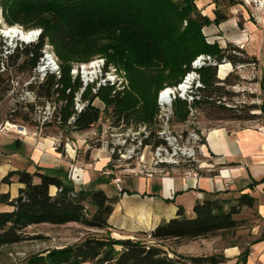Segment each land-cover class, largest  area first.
<instances>
[{"label":"trees","instance_id":"obj_1","mask_svg":"<svg viewBox=\"0 0 264 264\" xmlns=\"http://www.w3.org/2000/svg\"><path fill=\"white\" fill-rule=\"evenodd\" d=\"M0 13L9 26L20 25L27 30L39 29V40L31 44H18L13 53L4 56V46L0 51V104L13 90L15 72H33L42 60L47 46L59 60V73L50 72L29 89L34 93L37 105L52 103V119L42 125L33 122L31 114L35 104L19 107L9 114V121L37 126L42 130L58 127L77 132L92 130L100 119L101 111L93 103L100 99L112 110L115 125L122 121L127 124L146 125L152 128L158 114L155 88L147 95L135 91L123 92L114 85L101 86L97 92L93 86L85 87L80 75H73L74 61H89L98 52L108 56L107 67L113 63L129 74H138L144 79L154 80V70L169 72L173 76V86L181 78L194 71L192 65L200 56L214 59L198 69L203 88L196 96L195 105L217 108L237 121L257 119L255 114L243 115V109L226 105L234 93L228 79L220 81L218 69L224 62L234 66L250 64L256 59L231 44L221 48L218 43L208 42L204 33L206 27L219 26L228 16L216 12L212 20L202 14L197 0H0ZM109 34L116 37L110 46V53L100 50L97 37ZM25 45V46H24ZM234 52L243 55V58ZM244 56H246L244 58ZM220 70L224 76V68ZM87 103L81 113L75 110L76 97L81 96ZM96 90V89H95ZM198 92V91H197ZM263 102L261 106H251L264 115V79L262 83ZM154 93V94H153ZM175 120L186 122L190 110L187 101L177 98L173 103ZM74 117V119H72ZM70 119L72 121L70 122ZM70 122V123H69ZM146 144L154 141V146L164 142L151 130ZM205 144V139H202ZM64 144L58 151L63 152ZM89 154V152H88ZM196 165H184L182 169H196ZM17 178L22 186L18 196L0 192V247L22 243L29 239L26 230L37 225L65 226L80 224L89 229L107 233L108 237L91 236L73 246L51 250L46 256H35L26 264H224L222 256L189 257L170 256L163 249L168 241L208 239L224 233L234 232L244 226L246 220L238 218L245 207L253 209L256 199L250 194H242L235 200H226L212 195L194 207V217L186 216L181 208L177 217L155 228L149 235L154 244L143 240H115L110 237L109 218L114 211L115 199L103 190H77L62 173H30L27 170L10 172L1 184L11 185ZM57 188L52 194L51 189ZM88 205L94 208L90 212ZM7 208L9 210H3ZM148 236L147 234H144ZM119 247V249H117ZM247 256L246 252L242 254Z\"/></svg>","mask_w":264,"mask_h":264},{"label":"crops","instance_id":"obj_2","mask_svg":"<svg viewBox=\"0 0 264 264\" xmlns=\"http://www.w3.org/2000/svg\"><path fill=\"white\" fill-rule=\"evenodd\" d=\"M217 3L218 0H197L198 8L212 20L215 17H211L210 14L214 13L210 7L217 6ZM237 21L227 20L219 26L206 27L204 33L208 42H218L223 48L222 43L229 39L225 32L233 29ZM253 27L256 25L245 23L251 36L247 54L259 57L256 49L262 40L261 34L264 35V27L261 30ZM234 37L239 42L244 41L241 34ZM231 71L232 65L222 76L219 67L218 78L226 79ZM203 138L205 144L196 169H168L163 174L154 172L146 175L111 166L110 156L101 150L91 153L89 161H80L71 145H67L64 153H61L57 150L59 138L56 136L31 132L23 137L13 131L3 132L0 133V192L9 193L12 198L18 196L22 186L17 178L13 179L11 185L1 184L12 171L64 172L69 176L74 164L77 178L75 182L70 177L68 179L77 190H97L95 186L101 187L104 182L116 185L113 195L103 191L116 200L109 218V232L119 240H139L146 236L144 234L149 236L159 225L177 217L181 208L187 217L192 218L195 205L212 195L235 200L242 194H250L256 199L255 207H245L241 214V218L251 224L245 237L248 240L241 237L219 253L227 259L224 264H264V123L221 126L205 131ZM104 170H110L114 175H105ZM116 178L120 179L119 184L115 182ZM51 192L55 195L57 188L53 187ZM205 240H190V243ZM245 252L247 256L244 259L242 254Z\"/></svg>","mask_w":264,"mask_h":264},{"label":"rangeland","instance_id":"obj_3","mask_svg":"<svg viewBox=\"0 0 264 264\" xmlns=\"http://www.w3.org/2000/svg\"><path fill=\"white\" fill-rule=\"evenodd\" d=\"M210 8L213 9L214 13V15L210 14L211 17H215L216 12H221L222 14L228 16L227 20H238L233 29L225 32L229 39L224 40V43H222L223 48L225 49L229 44H231L237 48H240L241 50H244L247 53V50L249 48L248 46L251 42V36L250 34H248L250 31L245 28V23L251 22L256 25V27L253 28H260V30L264 27V25L262 24L264 22V16L259 17L258 11L252 0H218L217 6L214 5ZM202 14L204 15L203 11ZM207 14H209V11ZM11 28H19L25 33H30L33 31H37L38 33L41 32L39 29H33V31L27 30L20 25L11 27L5 22L0 13V29L4 32L5 30ZM245 29H247V31ZM260 32L263 33V31ZM237 34H241L242 36H244V41H237L238 39L234 37ZM261 36L262 40L260 41L259 46L256 49V53L260 54V58L248 55V58L256 59V63L254 61H251L250 64H239L237 66H234L229 62H224L222 64L226 65L223 70L224 73L225 70L227 68H230L232 65V71L229 73L230 78L228 79V81L230 82V84H233V86L228 87V89L234 93V96L231 97V101L229 98H224L223 101L228 99L226 105L230 108H238L241 110L243 109V115L256 114L258 118L255 120L237 121L230 117V115L220 112V110H218L217 108L210 107V105L198 106L195 105V103L191 104L190 100H188L187 98L186 101L188 104H190L189 117L186 122H178L175 120L173 106L171 107V109L170 107H166L165 109L163 108L164 110L162 109V107L160 106V96L161 93L167 89L179 90L180 86L184 83L189 73L181 78V81L178 85L173 86L171 83L173 82L174 77L169 75L168 71L162 72L161 70H154V72L152 73L154 76V80L149 82L151 79L147 81V79H144L138 74L131 75L125 69L111 63L107 67V69L106 67L104 69L112 79L110 80V83L105 84L104 86H107L109 84L114 85L117 87V90L123 92H129L133 90L135 91L136 88V92L138 94L147 95L152 89L155 88V82H158L160 84V87L155 90V100L157 99L158 114L155 117V125L153 129H148L146 125L136 124L135 122L127 124L122 121L118 126L115 125L112 110L107 108L100 99H96L93 103V105L101 111L100 119L95 127L90 131L77 132L69 129L68 125L65 127V129H59L58 127H48L47 129L42 130V128L25 124L21 121H9V114L13 112L12 109L16 110L17 108L25 107L28 104L36 105L35 111L31 114L33 122L42 125L45 121H49L52 119L54 111L52 103H47L45 106H39V104L37 105L38 100H36L34 93L28 88L30 84H35L37 81L42 80L43 75L38 72V67L33 72H27L23 74L15 72L13 74V90L0 104V129L7 123H11L17 126L26 127V136H28L31 132L35 135L39 133L41 136H56L59 138L56 145L57 150L61 144H64L63 152H61L64 153L66 146L71 145L74 151L77 152L80 161H82L83 159L85 161H89L91 153H98L101 150L110 156L112 161L111 166H115V168H140L139 162L141 157H144L147 163L152 161L153 151L155 148L154 141L149 144L145 143L146 137H149L152 132L151 130H154L156 132L157 138L155 139H158L159 132H164L165 134L183 136L184 140H187L190 137V134H196L201 138L202 141L203 134L209 129L221 126H243L246 124L248 125L264 123V115H261V111L253 110L250 113H246V109L248 107L256 105L261 106L263 102L262 83L264 79V35L261 34ZM96 40H98L100 44L101 51L110 53V46L114 42H116V37L106 34L104 36H101L100 38L97 37ZM21 42L23 41L15 39V42H13L11 41V39H8L6 37H0L1 49L2 45H7L6 43L16 45V43L20 44ZM50 52L55 56L57 64L59 65V60L55 53H53L52 48L50 49ZM234 53L243 58V55H241L240 53ZM245 57L246 56H244V58ZM100 60H104L106 64L108 62V56L98 52L92 59L87 62H72L73 75H80L85 85V82H87L86 80H94L95 78H97L95 74L98 70L93 68V64ZM197 60L198 59H196L194 63ZM212 60V62H214L213 58ZM192 67L194 68V64L192 65ZM196 71L197 70H194L193 72H190V74ZM196 74L198 73L196 72ZM98 77L101 76L98 75ZM219 80L224 81L226 79ZM102 84L103 83H98V88L103 86ZM197 91L198 90L195 89V92L192 94L194 97ZM95 92H97V89L95 90ZM177 98H181L180 95L177 94ZM181 99L184 100L183 98ZM86 104L87 103H85V105ZM25 111H28L26 107ZM168 111H173L172 115H170V118ZM71 121L72 119H70V122ZM167 123L169 125H166ZM17 130L21 131L19 128ZM3 132L5 133L10 131H0V133ZM15 134L23 136L18 132H15ZM112 148H116L115 156L112 155L110 151V149ZM128 152L135 155L134 159L131 160V162L127 159L121 158V154L127 155ZM200 158L201 156L198 158L199 161ZM119 159H121V161H118ZM198 163L194 164L198 166ZM71 166L75 165L72 164ZM70 180L75 182L76 178ZM95 187L96 188L94 189L97 190H105V192H107L109 195H113L116 192V185L110 182H104L103 186L100 187L99 185H97ZM88 209L91 213L94 212V208L92 206L88 205ZM238 218L245 220V218H241V215ZM250 225L251 224L246 221L244 226L234 232L224 233L215 237H211L205 241H200L198 243H190V240H182L180 242L168 241L164 243V246H159L163 247V249L166 250L169 255L174 254V256L180 255L189 257H208L215 255L225 257L219 252L225 246L236 242L239 238L247 237V230L250 228ZM26 235L29 237V239L22 243L0 247V264H26L35 256H46L51 250L62 249L67 246L79 244L87 237H108L107 233L95 229H89L77 223H71L65 226H53L48 224L32 226L26 230ZM110 237L115 240H119L114 238L111 233ZM139 240H143L148 244H154V241H152L150 236H142L139 238ZM245 240L248 239L245 238ZM117 249H119V247H117ZM202 254L204 256H201Z\"/></svg>","mask_w":264,"mask_h":264},{"label":"built area","instance_id":"obj_4","mask_svg":"<svg viewBox=\"0 0 264 264\" xmlns=\"http://www.w3.org/2000/svg\"><path fill=\"white\" fill-rule=\"evenodd\" d=\"M255 4V7L258 11L259 17L264 16V0H252ZM5 37L4 35H0V37ZM7 38V37H6ZM9 39V38H8ZM11 41L15 42V39ZM5 45L4 48V56H7L14 52L15 44H8ZM1 51V47H0ZM38 72H40L43 77L42 79L48 74V67L47 65L43 64L40 60L38 66ZM87 81V88L89 86H93V91L98 89V83H103V74L102 77L95 78V80H86ZM86 88H83L81 91V96L76 97V106L75 110L77 113H81L85 108V103L82 101V93L85 91ZM201 90V89H200ZM200 90L196 92V96L200 95ZM196 100V97H193L190 100L191 104H193ZM173 111H168L169 118L172 115ZM74 119V117L72 118ZM169 122V121H168ZM166 125H169L168 123ZM21 131H18L17 129ZM0 131H15L19 134L26 136L27 129L26 127L17 126L11 123H7L5 126H2ZM190 137L187 140L183 139V136L174 135V134H165L164 132L158 133V139L162 140L164 143L158 146H154L153 157L152 161L147 163L144 157H141L139 166L140 168L137 169H125L128 172L133 174H146L151 175L154 172L156 173H166L168 169H180L184 165H194V163L199 162V157L202 155V149L204 144L201 141V138L196 134H190ZM148 137H146L147 139ZM143 142V141H142ZM142 145V143H141ZM112 155L115 156L116 148L110 149ZM135 155L128 152V154H121L122 159H127L131 162ZM118 161H121L119 159ZM191 169L185 170L189 171ZM105 175H114V173L110 170H106L104 172ZM70 179L77 178V168L75 166H71L69 172ZM115 182L117 184L120 183V179L116 178Z\"/></svg>","mask_w":264,"mask_h":264},{"label":"bare ground","instance_id":"obj_5","mask_svg":"<svg viewBox=\"0 0 264 264\" xmlns=\"http://www.w3.org/2000/svg\"><path fill=\"white\" fill-rule=\"evenodd\" d=\"M1 34L12 40L17 39V40L23 41L20 44H31L39 40L41 32L38 33L37 31H33L30 33L29 32L25 33L19 28H11V29L5 30L4 32L0 29V35ZM18 44L19 43H16L15 47ZM50 49L51 47L47 46V49L45 50V54L41 62L47 65L50 72L59 73V65L57 64L55 56L50 52ZM212 61H213L212 58L209 56H201L194 63V70H198L209 63L215 64V62H212ZM93 65H94L93 68L98 70L95 74L97 78H99L98 75L102 77V74H103L104 82L102 85L104 86L105 84L110 83V80L112 78L109 76L107 72H105L106 70L104 68L106 67L105 66L106 64L104 60L97 61ZM199 79L200 77L198 74H196V72L191 73L188 75L184 83L180 86L179 90L167 89L164 92H162L160 96V106L162 107V109L163 108L165 109L166 107H170L171 109L174 101L177 99V94L180 95V97L183 98L185 101L187 100V98L188 100H192L194 97L192 94L195 92V89L199 90V88L200 89L202 88V84ZM85 86H87V82H85Z\"/></svg>","mask_w":264,"mask_h":264}]
</instances>
